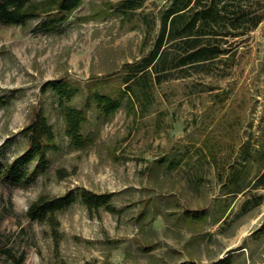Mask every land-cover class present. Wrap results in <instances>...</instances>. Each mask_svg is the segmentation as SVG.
<instances>
[{
	"label": "rangeland",
	"instance_id": "rangeland-1",
	"mask_svg": "<svg viewBox=\"0 0 264 264\" xmlns=\"http://www.w3.org/2000/svg\"><path fill=\"white\" fill-rule=\"evenodd\" d=\"M107 1L117 0H82L53 30L40 28V18L0 23V95L13 94L0 106V160L9 162L27 147L21 130L37 108H44L56 133L47 172L29 185L0 183V234L25 250L23 264H186L190 259L214 264L228 254L231 264H264V188L252 187L261 158L247 160L240 176L249 185L244 191L226 195L222 185L233 150L244 154L248 144V150H261L260 156L264 149V20L242 38L232 65L217 71L222 74L195 72L159 84L148 114L129 113L122 105L99 123L92 106L87 124L92 140L74 147L56 97L43 92V84L58 77L79 81L73 103L81 104L88 84L108 79L149 48L142 47L141 28L122 24ZM166 3L143 0V9L155 12ZM205 139L219 144L224 181L211 164L199 187L190 162L171 172L156 166L164 154L189 155ZM239 158L236 164L242 163ZM77 186L116 192L122 209L113 214L76 202L59 215L58 240L46 223L26 216L40 193L61 194ZM202 206L208 209L206 220L188 225L183 211Z\"/></svg>",
	"mask_w": 264,
	"mask_h": 264
},
{
	"label": "trees",
	"instance_id": "trees-1",
	"mask_svg": "<svg viewBox=\"0 0 264 264\" xmlns=\"http://www.w3.org/2000/svg\"><path fill=\"white\" fill-rule=\"evenodd\" d=\"M82 0H0V23L25 24L29 20L41 19L43 30H53L67 20ZM108 11L121 17V22L130 23L131 28L140 27L143 33L142 47L149 46L138 58L125 61L121 68L108 79L91 82L84 101L73 103L81 91V83L65 77L48 79L42 91L49 90L56 97L57 108L62 115L65 134L74 147H84L92 140L93 131L88 127L89 109L94 106L97 119L105 122L113 117L122 105L129 113L148 114L156 102L159 84L174 78L190 76L192 73H219L233 63L242 38L264 20V0H167L157 11H145L143 0H117L105 3ZM140 9V10H138ZM221 65L224 67L221 68ZM0 95V106L12 96ZM221 99L220 93L214 94ZM21 132L27 139V147L9 162L0 160V183L7 186L29 185L39 174L48 171V152L56 148V133L44 108L33 111ZM205 139L194 146L191 154H164L156 160V166L164 172L190 162L188 168L195 179L194 187L203 181L206 164L213 165L221 181L218 157V142ZM244 154L234 152L228 167V179L224 182V194H236L249 187L240 177L246 172L247 160L255 158L261 163L252 187L264 188V149L249 148ZM237 153V154H236ZM195 155V158H193ZM241 157L242 163L236 164ZM226 163V158L224 162ZM223 167V166H222ZM222 169V168H221ZM61 178L66 174L58 170ZM223 183V182H222ZM116 192H97L84 186L68 189L61 194L40 193L26 210L30 220L46 223L54 237L60 226L59 215L76 202L90 209L103 208L113 214L122 207L116 203ZM247 202L243 205L248 209ZM259 204V203H258ZM190 226L203 223L208 216L204 206L185 209L182 213ZM0 234V264H23L24 249L10 245ZM58 240V238H57ZM228 254L214 264H231ZM84 264H91L85 262ZM112 264V263H108ZM186 264H200L190 259Z\"/></svg>",
	"mask_w": 264,
	"mask_h": 264
}]
</instances>
